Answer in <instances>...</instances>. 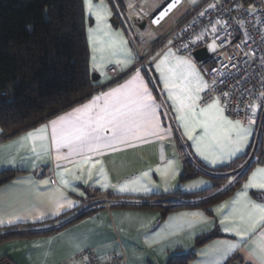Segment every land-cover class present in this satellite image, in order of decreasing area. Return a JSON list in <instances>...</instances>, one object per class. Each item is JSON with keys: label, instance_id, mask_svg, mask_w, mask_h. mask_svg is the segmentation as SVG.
Returning a JSON list of instances; mask_svg holds the SVG:
<instances>
[{"label": "crops", "instance_id": "1", "mask_svg": "<svg viewBox=\"0 0 264 264\" xmlns=\"http://www.w3.org/2000/svg\"><path fill=\"white\" fill-rule=\"evenodd\" d=\"M165 1L157 0L152 5L142 6V14L151 16ZM187 1L197 3L201 0ZM100 2L93 0V5ZM110 2L103 0L111 15L99 25L100 31L93 32L94 44L90 45V30L97 29L98 24L95 16L86 13L83 0L88 68L93 91L38 125L5 137L0 142V173L16 174L11 181L0 186L1 235L55 229L46 236L0 243V261L8 260L10 264H62L82 250L90 249L101 259L119 255L124 259L122 264H167L170 257L188 253L193 256L188 264H228L232 258L243 264H260L257 255L258 245L264 241V223L244 239L236 233L247 231L249 227L240 222V213L246 211L245 201L264 204V189L244 188L252 173L264 168V161L248 173L229 197L206 207L183 206L165 215L155 209L113 207L119 202L150 203L155 198L176 193L182 196L195 195L211 186L210 179L205 176L180 183L183 167L176 136L193 158L209 170L229 165L244 156L251 147L255 137V122L249 125L240 122V126L246 130L242 133L246 136L243 141H240L236 132H232L233 143L217 145L205 135L202 127L204 117L200 115V110L213 102L201 103L207 87L204 85L207 84L193 56L187 58L173 55L170 51L160 52L152 58L150 68L139 69V77L147 87L152 97L150 103L156 110L159 129L154 134L130 138L125 142L114 143L112 147L101 148L99 152L84 155L69 154L68 147L58 150L55 147L51 121L89 103L93 97L102 96L126 84L137 74L134 71L123 81L108 86V66L126 72L138 58L133 31L124 20L133 0ZM113 15L117 16L118 23L113 21ZM139 25L136 31L138 36L152 41V29L147 24L140 29ZM106 32L112 34V39L123 41L122 44L117 43L115 51L109 47L110 38L105 35ZM93 46L97 48L95 53ZM162 60L164 63H160ZM181 60L189 61L198 74V78L194 74L188 77L190 84L187 87L195 98L192 111L187 107L181 110L182 100L188 104L193 101L187 100L189 92L183 90L180 79L173 75L185 72L184 66L179 63ZM162 73L169 83L168 88L165 87V80L161 79ZM93 75L95 81L92 80ZM198 80L203 81V84H199ZM103 104V99L98 101L93 112H98L99 106ZM218 107L222 108L219 103ZM180 116L185 119H178ZM223 117L236 122L224 110ZM42 126H46L43 134L46 139L33 140L27 137V133ZM111 134L110 127L102 132L106 139ZM4 135L0 128V138ZM189 135L192 139H189ZM238 141L239 150H235ZM58 155L62 157L59 160ZM121 188L125 190L121 191ZM241 193H246V196H241ZM178 203L194 204L195 201L183 199ZM96 207L100 208L87 217L57 229L79 213ZM234 209L237 211L233 212ZM226 228L231 231H226ZM214 232L218 236L195 246L198 238ZM233 243L238 247L226 259L223 258L226 246Z\"/></svg>", "mask_w": 264, "mask_h": 264}, {"label": "trees", "instance_id": "2", "mask_svg": "<svg viewBox=\"0 0 264 264\" xmlns=\"http://www.w3.org/2000/svg\"><path fill=\"white\" fill-rule=\"evenodd\" d=\"M113 21L118 23L116 15ZM85 31L83 0H0V128L3 134L17 132L70 107L93 91ZM262 131L264 134V128ZM175 139L183 167L180 183L205 176L210 179L211 186L195 195L176 193L155 198L150 203L119 202L113 207L155 209L162 215L183 206L206 207L229 197L248 173L263 163L258 161L261 139L256 146L253 141L244 156L216 170L203 167L182 140L178 136ZM15 175L14 172L0 173V186ZM232 179L234 181L229 182ZM183 199L195 203H178ZM99 208L85 210L57 229ZM54 230L0 234V243L46 236ZM216 236L214 232L198 238L195 246ZM192 258L191 253L174 255L167 264H188ZM2 263L10 264L8 260L0 261Z\"/></svg>", "mask_w": 264, "mask_h": 264}, {"label": "built area", "instance_id": "3", "mask_svg": "<svg viewBox=\"0 0 264 264\" xmlns=\"http://www.w3.org/2000/svg\"><path fill=\"white\" fill-rule=\"evenodd\" d=\"M142 1L133 0L124 19L126 26L133 31L138 58L126 72L108 66V86L146 68L160 52L170 51L173 55L191 58L195 51L206 48L207 57L200 62L195 61L207 84L201 103L218 101L230 119L244 125L255 122L258 117L253 105L260 111V118H264V0H201L197 3L179 0L162 18L160 13L168 9L173 0H166L148 17L141 12ZM141 22L152 29V41L138 36L136 31ZM212 42L217 48L210 52L208 48ZM3 139L5 137L0 138V142ZM260 139L258 161L263 162L264 134L259 126L255 146ZM123 262L119 255L101 259L93 250L85 249L62 264ZM228 264L243 263L232 258Z\"/></svg>", "mask_w": 264, "mask_h": 264}, {"label": "snow or ice", "instance_id": "4", "mask_svg": "<svg viewBox=\"0 0 264 264\" xmlns=\"http://www.w3.org/2000/svg\"><path fill=\"white\" fill-rule=\"evenodd\" d=\"M86 6V13L95 16L97 20L98 27L95 30H90L89 41L90 45L94 44L93 32L100 31L99 25L102 24L107 16L111 15V12L107 6L103 3V0L99 4L93 5V0H84ZM175 3H179V0H173V4L168 5V9L160 13L162 18L168 10H170ZM249 11H253L249 8ZM156 23L157 21H153ZM106 36H109V47L115 51L117 43L122 44L123 41H116L112 39L111 33L106 32ZM102 43V42H101ZM212 48V45H209ZM103 51V49H100ZM97 48L93 46V52L95 53ZM113 51V54H114ZM95 60V57H93ZM126 62V61H125ZM121 63V61H117ZM160 63H164L162 60ZM185 68V72L176 74L173 73L181 81L183 90L188 91L189 95L187 100H192V104L186 103L185 100L181 101V110L188 108L192 111L195 107L194 97L191 96L190 88L187 86L190 84L188 79L191 75L198 74L195 73L194 67L187 60L179 61ZM160 65H157L159 69ZM161 79L165 80V87H169L168 81L164 78V74H161ZM199 84H203V81H199ZM135 85V87H131ZM175 87L176 85H172ZM207 85H204L206 87ZM197 90H200L199 88ZM171 95V94H170ZM103 99V106H99L98 112H93L97 108V102ZM152 97L144 85L143 80L139 77V70H137L136 76L131 80L126 82V84L121 85L118 88L112 89L107 93H103L102 96L93 97L92 101L83 104L78 108L73 109L71 113L66 116L58 117L57 120L50 122L52 128V139L57 150L61 147H68L70 150L69 154L84 155L89 152H99L101 148L112 147L114 143L125 142L130 138H139L142 135L154 134L156 130L159 129V124L156 122V110L154 106L150 103ZM218 101L214 100L212 104H209L206 108L200 110V115L204 117L202 122V127L204 129L205 135L210 138V140L217 144L223 145L224 143L231 144V133L236 132L240 137V141L246 139L245 135L242 133L246 132L240 126V122L228 121L223 117V109L218 107ZM253 111H255L256 106L253 105ZM193 116L195 112L193 111ZM178 119H185V117L180 116ZM110 127L111 137L105 138L102 135L106 129ZM46 132V126H42L36 129L34 132L27 133V137L30 139H46L43 135ZM189 139H192L189 135ZM239 150V141L236 142V149ZM35 151V147H33ZM200 151V148H197ZM61 156H57V159H61ZM207 159V157H205ZM147 175V173H145ZM256 187L259 189H264V168L256 169L252 175L249 177L248 183L244 185L245 189ZM124 191V188L120 189ZM241 196H246V193H241ZM69 206L71 203L69 202ZM224 207L223 205L221 206ZM246 211L240 213V222L242 224L249 225L247 231H237V235L244 239L251 233L255 232L258 225L264 223V204L253 203L250 200L245 201ZM237 210L234 209L233 212ZM199 215V214H193ZM230 216L232 213L229 214ZM222 224L224 221L221 222ZM226 231H231V229H225ZM238 247L237 244H228L226 246V251L223 258L234 251ZM259 255L257 259L260 264H264V241H261L258 245Z\"/></svg>", "mask_w": 264, "mask_h": 264}, {"label": "rangeland", "instance_id": "5", "mask_svg": "<svg viewBox=\"0 0 264 264\" xmlns=\"http://www.w3.org/2000/svg\"><path fill=\"white\" fill-rule=\"evenodd\" d=\"M109 1V0H108ZM156 1L157 0H143L142 2H141V4H140V7H142V6H147V5H152V4H154V3H156ZM151 38H154V33H152L151 32ZM146 41H148V39L147 38H144ZM210 45H212L213 47L212 48H208L209 49V51L210 52H213V51H215L216 50V48H217V46H216V44L214 43V42H212ZM150 63H151V61H150ZM150 63H149V66H150ZM149 66H147L146 68H144L145 70H147L148 68H150ZM126 79V78H125ZM257 115H258V117H257V119H256V121H255V137H256V133H257V129H258V127L260 126V128L263 130V128H264V118L262 119V118H260V111L258 110L257 112ZM259 125V126H258ZM27 127V126H26ZM25 128V127H24ZM24 129H22L21 131H23ZM19 131V130H18ZM20 131V132H21ZM10 134H12V133H10ZM10 134H6V135H4V137H9V135ZM255 137H254V141H255ZM232 181H234L233 179L231 180V181H229V182H232ZM177 202V201H176ZM175 202V203H176ZM2 230L0 231V234H2ZM2 264H4V263H2Z\"/></svg>", "mask_w": 264, "mask_h": 264}, {"label": "water", "instance_id": "6", "mask_svg": "<svg viewBox=\"0 0 264 264\" xmlns=\"http://www.w3.org/2000/svg\"><path fill=\"white\" fill-rule=\"evenodd\" d=\"M144 27H145V23H141V24L139 25V28H140V29H143ZM207 55H208V51H207L206 48L199 49V50L195 51V52L192 54L193 58H194L195 61H197V62L202 61L204 58L207 57ZM92 80L95 81L94 75L92 76ZM72 105H73V104H72ZM68 107H69V106H68ZM65 108H67V107H65ZM65 108H63V109H61V110H58L57 112H60V111L64 110ZM57 112H54L53 114H51V115H49V116H46V117L42 118L41 120L37 121L36 123L31 124V125H29V126H27V127H25V128H22V129L30 128V127H32L33 125H35V124H37V123H40L41 121H45L47 118H49L50 116L56 114ZM22 129H21V130H22ZM21 130L12 133V134H10L9 136L14 135V134L20 132Z\"/></svg>", "mask_w": 264, "mask_h": 264}]
</instances>
